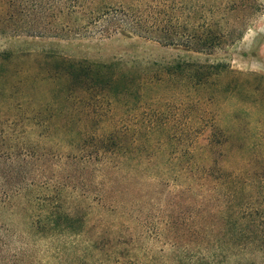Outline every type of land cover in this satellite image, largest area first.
<instances>
[{"label":"trees","instance_id":"obj_1","mask_svg":"<svg viewBox=\"0 0 264 264\" xmlns=\"http://www.w3.org/2000/svg\"><path fill=\"white\" fill-rule=\"evenodd\" d=\"M259 7L258 0H0V34L90 41L120 36L211 54L240 41ZM24 57L33 69L21 71L17 56L0 54V114L7 116L0 119V207L39 192L26 198L39 210L30 231L38 238L57 235L62 264H233V257L250 250L264 254V211L243 201L235 208L236 194L229 195L228 207L214 203V140L219 132L213 110H207L205 130L188 132L192 143L186 148L188 159L179 164V176L173 180L178 182L181 174L187 177L183 192L188 195L187 210L182 222L180 215L171 214L162 233L156 234L170 244L172 254L137 256L148 251L138 228L151 230L136 207L148 197L138 189L143 181L138 171L144 158L155 153L156 147L147 145L155 130L125 127L119 108L123 105L132 114L136 93L181 81L190 96H199L192 108L197 102L210 109L219 95L216 86L230 71L226 64L177 61L158 73L131 69L119 61L73 59L59 53L33 60ZM41 89H51L53 100L42 98ZM148 121L154 125L157 120ZM35 128L68 144L53 153L51 163L48 151L27 140L28 130ZM140 134L148 139L145 146ZM209 135L210 140L197 145L198 137ZM65 147L75 152L65 154ZM198 152L209 162H196ZM171 153L177 155L178 149ZM35 158L41 161L38 166L31 163ZM57 159L73 160L82 171L66 165L55 170ZM128 181L134 183L130 191ZM88 201L113 219L101 216L93 224L90 212L82 208ZM8 233L0 226V264H21ZM242 261L234 264H246Z\"/></svg>","mask_w":264,"mask_h":264},{"label":"rangeland","instance_id":"obj_2","mask_svg":"<svg viewBox=\"0 0 264 264\" xmlns=\"http://www.w3.org/2000/svg\"><path fill=\"white\" fill-rule=\"evenodd\" d=\"M258 4L259 12L254 16L243 38L211 54L187 51L181 47H165L154 41L120 36L90 41L26 36L10 38L0 34V54L17 56L22 62L19 67L21 71L34 67L29 68L31 64H26L24 56L33 60L47 53H59L68 58L98 62L119 61L131 69L141 71L147 69V72L158 73L162 67L177 61L226 64L229 67L230 71L222 76L216 86L219 95L216 105L210 109L202 104L198 106L197 102L192 108L191 102L199 96L196 93L190 96L184 82L181 81L161 85L151 93L146 90L142 91L146 94L136 93L131 103H135L137 107L132 114L128 113V108L123 105L119 108L121 116L125 119L123 123L125 127L142 132L148 126H152L155 130L151 131L155 134L149 141L140 134L141 144L144 143L145 146V142L148 141V146L156 147L153 155L144 158L145 162L138 171L143 180L138 184V189L141 190V195L148 194V197L136 207L141 209V221L146 222L151 229L149 231L147 228H138V233L144 234L141 242L148 250L137 252L140 259H144L148 254L150 256H155L156 253L172 254L170 244L163 238L159 239L156 234L162 233L164 223L169 220L171 214L180 215L182 222L183 214L187 210L188 195L183 194L185 186L189 184L187 177L181 174L178 182L175 183L173 180L179 176V164L188 159L185 153L192 145L188 132L205 130L203 116L207 110H213L219 132V136L214 140L217 145L215 155L217 172L215 180L211 181L217 185L215 205L228 207L229 195L236 194L238 199L235 201V208L243 201L255 210L264 211V0H258ZM35 71L34 69L33 73ZM41 90L42 98L53 100L51 89L44 92ZM150 117L156 119L157 123L148 124ZM6 118L5 114H0L1 120ZM5 127L3 124L2 128ZM41 129L28 130L27 140L34 148L48 151L47 160L51 163L53 153L59 152L60 147L64 148L68 144L65 142L63 145L60 138L57 137L55 140L56 138L49 133L41 135ZM171 137L176 140H170ZM207 138L198 137L197 145L210 140V135ZM174 147L178 149L177 155L171 153ZM64 150L65 154L75 152L71 147H65ZM149 160L151 162L146 163ZM195 161L207 163L209 157L198 152ZM31 163L38 166L41 161L35 158ZM59 165H66L69 170L82 171V165L73 160L60 162L57 159V164L53 165L54 169L58 170ZM133 186L134 183L127 182L129 191ZM207 188L210 189L209 186ZM27 196H39V192L26 195V198L31 200L32 198ZM26 198L25 196L14 198L0 207V226L9 229L8 236L14 254L23 260L21 264H62V255L58 250L61 244L57 241V235L51 238H38L30 231L33 217L39 210ZM178 201L180 204L177 205ZM82 208L90 212L92 223L101 216L113 219L111 213L102 211L98 206L94 208L90 201L83 203ZM106 227H110L109 224ZM240 259L246 264H264V254L255 250L248 251L244 256L233 257L231 263H237Z\"/></svg>","mask_w":264,"mask_h":264}]
</instances>
